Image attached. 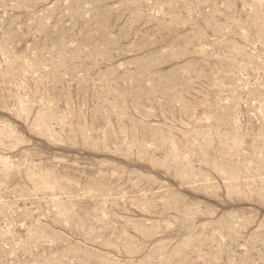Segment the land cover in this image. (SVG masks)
I'll return each instance as SVG.
<instances>
[{"label":"rangeland","instance_id":"obj_1","mask_svg":"<svg viewBox=\"0 0 264 264\" xmlns=\"http://www.w3.org/2000/svg\"><path fill=\"white\" fill-rule=\"evenodd\" d=\"M0 264H264V0H0Z\"/></svg>","mask_w":264,"mask_h":264}]
</instances>
